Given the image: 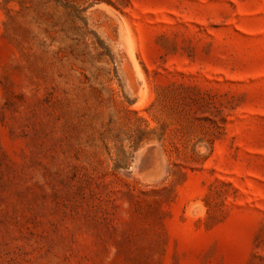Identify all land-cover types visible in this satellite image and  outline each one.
Instances as JSON below:
<instances>
[{
    "label": "rangeland",
    "instance_id": "rangeland-1",
    "mask_svg": "<svg viewBox=\"0 0 264 264\" xmlns=\"http://www.w3.org/2000/svg\"><path fill=\"white\" fill-rule=\"evenodd\" d=\"M0 264H264V0H0Z\"/></svg>",
    "mask_w": 264,
    "mask_h": 264
}]
</instances>
